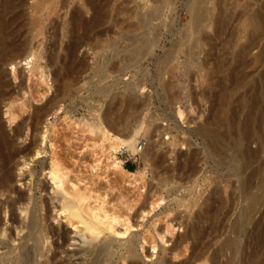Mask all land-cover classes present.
Instances as JSON below:
<instances>
[{"label":"rangeland","instance_id":"obj_1","mask_svg":"<svg viewBox=\"0 0 264 264\" xmlns=\"http://www.w3.org/2000/svg\"><path fill=\"white\" fill-rule=\"evenodd\" d=\"M33 1L16 0L18 10H12L21 11L12 26L17 29L13 41L23 52L17 66H1L5 90L15 91L0 103L6 130L23 119L28 134L33 107H52L38 128L40 137L47 131L41 142L47 154L33 158L29 167L61 159L70 184L86 189L91 205L103 203L109 211L123 212L112 243L136 238L139 264H264V0H206L210 11L199 25L187 8L190 0ZM39 2L42 12L33 7ZM153 8L156 14L147 13L145 28H139V15ZM98 12L102 19L91 23ZM75 13L88 24L75 29ZM31 18L41 21L40 27ZM253 18L259 19L262 31L251 28ZM139 38L152 44L140 55L135 51ZM20 81L24 83L17 86ZM223 90L228 94L227 118L220 124L213 116ZM102 127L109 134L134 135L136 144L145 142L142 157L129 158L125 144L113 149ZM209 127L220 129L224 139L208 140ZM113 156L125 169L140 174L133 177L118 170L114 176L109 167ZM22 169L27 177L28 166ZM16 170L14 188L28 191L26 179L19 180ZM46 179L51 193V180ZM41 194L49 197L38 191L37 200ZM65 222L63 213L57 216L54 210L47 219L55 231L63 227L69 239L60 255L74 264L78 257L70 253L79 243L70 237H79ZM16 231L12 228L16 238L25 233ZM227 240L233 245L225 247ZM52 250L50 245L48 254Z\"/></svg>","mask_w":264,"mask_h":264},{"label":"bare ground","instance_id":"obj_2","mask_svg":"<svg viewBox=\"0 0 264 264\" xmlns=\"http://www.w3.org/2000/svg\"><path fill=\"white\" fill-rule=\"evenodd\" d=\"M18 1H23V0H17V2ZM49 1H47V3ZM17 2H16V0H0V6H1V8H0V103L3 102L4 100H7L8 98H10L9 96L12 95L11 92H9L12 90H9V91L5 90V82L6 81L4 82V80H6V79H4V80L2 79V78H4V77H2V75L4 74V73L2 74V71H4V70L1 71V66H3V64L12 65V67H13V64H14V66H17V65H15L16 58L21 56L22 52H23L21 50H20L21 52L18 51L19 47H16V42L13 41L16 39L15 37H17V34H16L17 29L15 28L16 25L14 27L12 26V23L15 22L14 20H16L17 16L19 15V12L21 13V11H18V12L16 11L14 13L12 11L14 8L15 9L17 8ZM206 3H207L206 0H190L189 2H187V8H188L189 12H191L192 20H193L195 25L201 24L202 21L208 16L207 12H209L210 10L208 7L209 5L207 6ZM45 5H47V4H45ZM39 6L42 7V5H40V2H39V4L34 3V5H33L34 9H36V8L38 9ZM154 7H155V5H154ZM156 7H158V4H156ZM156 7H155V9H156ZM17 10H18V8H17ZM40 10H41V8H40ZM158 10H160V9H158ZM8 12H12V15L11 16L9 15L10 17H8V15H6ZM41 12H42V10H41ZM153 12H154V8H153L152 12L151 11L146 12V13L144 12L145 14L143 13L142 15H139V20L137 22L139 25V28L141 26L145 25L146 21L150 17L148 14H150V13H152L153 15L156 14ZM157 13H158V11H157ZM152 14H151V17H153ZM79 15H81V14L75 13L72 17V25L75 29H77L76 27H79L82 24L83 25L88 24V22H84L86 20L83 19L84 20L83 21ZM19 16H21V15H19ZM34 16L36 17L37 15H34ZM101 17L102 16H101L100 12H98V13L94 14V16L91 17L92 19L90 22L91 23H97L98 21L100 22V19H102ZM252 17H254V16H252ZM39 18H40V16H39ZM43 18L41 20H43ZM254 18L251 22L249 21L250 18L246 19V20L248 21V23L249 22L251 23L249 25H251V28L255 32L262 31L264 28H263V26H261L262 25L261 22H259L260 17H259V19L258 18L254 19ZM37 19L35 20L34 18L33 19L31 18V20H34V22L37 21L38 23L35 22L34 24L39 26V23L41 24V21L39 22V20H37ZM220 19L218 18L217 20H220ZM221 21H222V19H221ZM247 21H245V22H247ZM217 22H219V21H217ZM248 23H247V25H248ZM221 24H222V22H221ZM70 25H71V22L69 24V27H71ZM84 26H86V25H84ZM73 27H72V29L74 30ZM261 27L263 29H261ZM84 28L85 27H83V29ZM143 28H145V26ZM86 30H88V28ZM196 31H197V28H196ZM35 32H37V31H35ZM30 40H31V38H30ZM19 41H21V40H19ZM23 41H25V40H23ZM150 44L151 43H149L148 40H146L144 38H139L138 43L135 46L136 47L135 51L139 53L138 55H140L141 54L140 52H143L144 50L148 49ZM22 45H23V43H22ZM24 47H25V45H24ZM25 50H26V48H25ZM32 51H34V49H32ZM133 51H134V49H133ZM261 51L262 50H260V54H261ZM242 52L243 51L240 50V51H238V54L241 55ZM133 54H135V53H133ZM34 58H36V57H34ZM35 62L36 61H34V63ZM41 71H42V69H41ZM30 75H32V74H30ZM18 76H19V74H18ZM22 76L20 75V77H21L20 80H22ZM26 80H28V79H26ZM22 81H24V79ZM22 81H20L17 86L24 83ZM19 88L22 89L21 87H19ZM226 90H223V92H221V94L219 95V101L220 102H219V105L217 106V109H216L215 114L213 116V120H215L217 123H220V124H225L226 118H227L226 117V115H227L226 101L228 98V94H227V92H225ZM13 91H15V89ZM20 93H22V92H20ZM14 94H15V92H14ZM23 94H24V92H23ZM31 94H32V92H31ZM18 100H20V99H17V103H18ZM24 101L25 100H23L22 102H24ZM7 102H8V104L6 103L7 105H9V106L12 105V108L14 107L13 103L11 104L9 102V100ZM54 102H56V101H54ZM49 103H51V102L48 101V103H46V104L48 105ZM18 105H21V104H18ZM28 106L30 107L31 105L28 104L27 107ZM29 107H28V109H29ZM251 107H252V105H251ZM12 108H10V109L13 110ZM231 108H233V107H231ZM51 109H52V107L48 108V106H42L40 108H36V106L33 107L32 113L28 118L29 123H26V125L28 126V127L27 126L26 127L28 129H30L29 134L24 133V131H25L24 130V123L26 121H24L23 119L20 120L18 123L14 122L15 124H13L11 131H8V130H6L4 123L2 122L1 116H0V264H68V263L72 262L71 260H69L70 257L68 259L67 258L65 259V258H62L60 255L61 253L65 252L64 251L65 249H63V244H65V242H68L67 239H69V237L67 238L66 232L63 231V229H62L63 227L61 228V226H60V228L62 230L60 229V232H57L54 230L55 228H53V226H50V224L47 223L48 216H50L52 210L56 211L57 216L63 213V217L66 221L65 222L66 225L68 224L70 226H73L76 229L73 231L76 234V236L74 235V237H79V238L70 237V239H73L74 241H78V243H79V244H77V246L79 245L78 249L77 248H76L77 250L73 249V251H71V253H70V256H77L78 257L77 258L78 261L76 260L77 262H75L74 264H139V254H138V251L136 248V238L130 236L129 239L122 241L120 244L112 243L113 241H115V235L118 234V231L115 230V225H116V223H118L122 220L120 218V215H124V214H122L123 212H121V213L119 212V214H120L119 215V214L115 213V211L114 212L112 211L114 209H112V210L110 209V211H109V209H106V207L104 206L103 203H98L94 206L91 205L92 203H90V201H89L90 195L86 192V189L82 190L81 187L79 188L76 186L77 183L75 184L73 182L74 180H76L75 178H73L74 179L72 181L73 183L70 184V181L72 180V178L71 179L68 178L71 176L67 175V171L64 169V164L62 165V163H64V162L62 161V163L61 162L59 163V160L61 161V159H59V158H58L59 159L58 161H56V159L51 158V160L48 161L49 164L46 163V161H47L46 159H45L46 161H44V160L39 161L38 169H36V167H33V166L29 167V162L30 161L34 162L33 158H38L39 156H42L43 153H46V149L41 146V142L47 138V135H45V133L47 131L46 130L43 131L41 133L42 136L40 137L41 131H38V128L40 127L39 125L42 122H44L45 116L49 115V112L51 111ZM13 111H15V110H13ZM5 112H6V110H5ZM8 113H10V115L13 114L12 111H10V110H8ZM233 115H234V113H233ZM228 116H229V114H228ZM108 117H109L108 119H110V120L113 119L112 117H111L112 118L111 119L110 116H108ZM121 117H123V116L121 115ZM124 117L122 119H124ZM106 118H107V116H106ZM229 118H230V116H229ZM14 119H15V117H14ZM114 119H116V118H114ZM25 120H27V119L25 118ZM115 121H116V123L118 122L117 119ZM122 122H123V120H122ZM74 124H76V123H74ZM42 125H43V123H42ZM118 125L120 126L121 124L117 123V127H118ZM233 125H235V124H233ZM211 128H214V129H211ZM215 128L216 127H209V129H205V132H206L205 134L208 133V136L210 137V139H208V138L207 139L212 140L213 142H216L218 140H223L224 136H223L222 131H220V129L218 130L217 128L216 129ZM101 129L103 130V127ZM135 131H136V132H134L135 134L138 133L137 130H135ZM100 132H102L103 137L110 140L111 147L113 149H116L117 147L125 144L126 146L128 145L127 147H129V152L132 155L133 159L137 160L139 157L140 158L142 157L143 150H144L143 145L145 144V142H143V145L139 149L138 143L136 144V139H135L136 136L134 137V135L133 136L128 135V136L122 137L119 135H114L113 133L109 134V132L107 130H103ZM53 133H55V130ZM96 134H98V133H96ZM54 135H56V134H54ZM99 135H101V134H98L96 136H99ZM76 136L78 137V135H76ZM76 136H75V138H76ZM205 137H206V135H205ZM226 137H227V135H226ZM55 138H56V136H55ZM49 147H51V144L49 145ZM243 151H244V149H243ZM244 152H246V151H244ZM69 154H70V152H69ZM243 154H246V153H243ZM52 156L54 157V155H52ZM246 156H247V154H246ZM70 158H72V157H70ZM247 158H248V156H247ZM27 166H28L27 177H25V176L23 177L24 171H23L22 167L27 168ZM109 167L111 170L110 173H114L115 171H118V170L121 171L122 170V171L128 173L129 176H133V177L135 175L137 176V173L140 174L139 171L133 172V171H129V170L125 169L122 166V162L120 160H117L116 156L112 157V161L109 163ZM16 169H18L20 171L19 173H17V175H19L21 177L19 180H23V179L25 180L26 179V181L23 182V184L27 183V190L28 191H26V192H22L21 190H17L16 187L14 188V186H13L14 185L13 182H14V179L16 176L15 172L17 171ZM38 175H42L43 177L39 178ZM114 176H115V173H114ZM46 178L51 180V184H52L51 193L47 191V187H46L47 185L44 182L45 181L44 179H46ZM48 179H46V180H48ZM107 179H109V178H107ZM113 179H115V178H113ZM49 180L46 182H49ZM127 181H129V180H127ZM112 182H114V180ZM118 182H120V181H118ZM115 183H116V181H115ZM242 184H243V181H242ZM122 185L124 187V184H122ZM110 186H112V185H110ZM126 186H128V185H126ZM251 187H252V185H251ZM49 188H48V190H49ZM82 188H84V187H82ZM86 188H88V187H86ZM124 188L126 189V187H124ZM248 188H249V186H248ZM38 191L45 192V195L48 194L49 197L46 198V196H43L41 194L43 197L40 198V200H37L35 195H36V192H38ZM127 191H125V192H127ZM128 196H129V194H128ZM120 199L122 200V203H123V199L122 198H120ZM124 201H126V200H124ZM151 201L154 202L153 200H151ZM255 201H256L255 198H251V203H255ZM95 202H96V200H95ZM99 202H104V201L101 199V201H99ZM131 202H134V201L132 200ZM155 202L153 204H155ZM118 203H119V201H118ZM122 205H124V204H122ZM143 205H145V202ZM17 209L25 215L24 218H19V216L16 215L17 212H15V211ZM140 209H142V207ZM129 212H131V211H129ZM139 212H140V214L143 213V211L141 212V210ZM124 213H126V212H124ZM18 214L20 215V213H18ZM134 214H136V213H134ZM53 218H56V216H53ZM123 218H124V220H126L125 219L126 216ZM127 218H128V216H127ZM43 224H44V226H43ZM45 226H47V228ZM12 228L17 230L16 231L17 233L15 235H18L20 232H22V230H24L25 233L22 232V233H24V235H22L19 238L13 237L12 236V234H13ZM129 228L130 227L128 226L126 229H129ZM156 233H157V231H156ZM5 237H7V240L4 239ZM50 237L51 238L54 237V238H53V240H50V242H48ZM227 239H229V238H227ZM8 240L11 241L12 244L9 243ZM15 240L17 241V243H14ZM50 245L53 246V250L50 252V254H48ZM66 245H67V243H66ZM68 245H69V243H68ZM232 245H233V242L230 240H227L224 243L225 247L226 246L230 247ZM121 246H122V248L120 250H122V252H120V250H119V248ZM199 252L201 253V251H199ZM200 253H197L196 255L194 254V258H197L198 256H200ZM115 254H117L116 258H114ZM215 256H216V254H215ZM228 263H229V261H228ZM183 264H187V263L185 262Z\"/></svg>","mask_w":264,"mask_h":264},{"label":"built area","instance_id":"obj_3","mask_svg":"<svg viewBox=\"0 0 264 264\" xmlns=\"http://www.w3.org/2000/svg\"><path fill=\"white\" fill-rule=\"evenodd\" d=\"M142 145H143V144H142L141 142H138L139 149L141 148ZM127 156H128L129 158L133 159L132 156H131V154H130V152H128ZM134 160H136V159H134Z\"/></svg>","mask_w":264,"mask_h":264}]
</instances>
